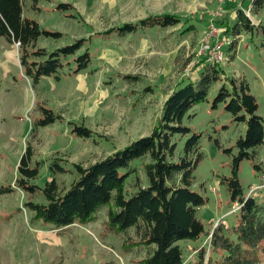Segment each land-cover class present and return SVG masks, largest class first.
I'll return each instance as SVG.
<instances>
[{
    "label": "rangeland",
    "instance_id": "374dc122",
    "mask_svg": "<svg viewBox=\"0 0 264 264\" xmlns=\"http://www.w3.org/2000/svg\"><path fill=\"white\" fill-rule=\"evenodd\" d=\"M223 2L41 0L39 7L42 11L38 13L26 0V12L31 18L43 28L61 32L64 36L58 39L42 36L38 46L49 51L79 39L97 37L98 32L155 14L171 13L187 18L196 30L183 33L185 26L181 24L168 29L155 28L124 39L106 41L96 38L90 46L93 59L89 69L69 77L66 75L67 67L61 72L60 80L43 78L34 89L30 80L23 76L19 51L15 46L11 47L14 52L10 59L0 60V189L12 188V192L0 194V264H139L147 256L148 250L141 246L127 250L125 234L116 235L106 230L108 206L102 207L93 223L75 224L62 232L53 226L32 222L33 213L27 204L45 205L47 200L42 192L29 193L16 185L21 178L19 165L30 141L34 152L30 166H40L39 175L29 179L30 185L43 190L48 182L55 179L61 191L67 190L79 177L73 164L87 168L130 142L150 135L158 125L163 104L172 90L182 82L195 81L200 76L199 62L203 56L197 54L202 40L210 34L209 27L217 18L216 13L224 15L227 21L233 19L231 16L241 6L244 12L253 4L250 0H243L244 3L242 0ZM57 3L75 7L73 13L76 18H66L55 11ZM249 15L255 26L260 23L264 26V7L256 13L251 10ZM4 43L6 41L1 39L0 56ZM209 46L213 47V43L209 42ZM235 52L233 61H229L228 57ZM225 54L228 61L222 65L223 81L214 84L207 101L191 109L184 118V125L191 129V133L201 136L202 160L194 174L193 190L204 195L207 201L199 209L198 218L210 231L218 229L215 226L218 222L230 231L240 212L234 211L235 204H231L229 190L221 181L231 177L232 158L238 153L236 142L245 137L246 125L235 122L224 105L212 109V102L222 84L228 85L229 78L244 79L259 103L258 114L264 118L263 32L243 30L236 49L229 56ZM36 101H43L46 107L60 113L65 121L41 128L38 138L33 141L30 116L35 114ZM71 122L92 130L95 142L94 139L83 140L71 134ZM186 140L179 141L178 153L183 151ZM263 159L264 143L254 159H245L240 165L238 175L245 195L263 182L262 172L254 168ZM55 160L66 172L56 174L50 169ZM148 160L145 157L132 162L142 186L148 184L144 169V162ZM138 184L135 176L130 177L126 185L129 196ZM263 195L264 190L257 191V200H261ZM128 235L136 237L134 228ZM204 238L199 243H180L184 249V262L195 258V247L202 245ZM221 253L219 250L217 258ZM261 259L264 263V255Z\"/></svg>",
    "mask_w": 264,
    "mask_h": 264
},
{
    "label": "trees",
    "instance_id": "16d2710c",
    "mask_svg": "<svg viewBox=\"0 0 264 264\" xmlns=\"http://www.w3.org/2000/svg\"><path fill=\"white\" fill-rule=\"evenodd\" d=\"M25 1L0 0V40L4 39L9 45L20 43L19 65L33 89L41 84L43 78L60 80L67 67L66 75L69 77L78 76L89 69L93 59L90 46L96 38L106 41L124 39L155 28L168 29L181 24L185 26L183 33L196 30L187 18L171 13L155 14L138 22H127L98 32L97 37L79 39L49 51L38 46L40 38L58 39L64 36L61 32L43 28L28 15L24 16ZM29 1L34 11H42L39 7L41 0ZM252 2L254 13L264 7V0ZM54 10L66 18H76L73 13L75 7L71 4L57 3ZM233 16V20L226 21L224 15L215 20L220 39L229 40L225 50L228 56L236 49L243 30L254 32L257 29L264 34V26L261 23L255 26L242 8L235 10ZM211 50L199 62V78L182 82L172 90L163 104L158 125L150 135L130 142L128 146L87 168L73 164L79 177L67 190L61 191L55 179L48 182L43 190L30 185L29 179L39 175L40 166H30L34 152L29 141L19 165L21 178L16 185L29 193L42 192L47 200L45 205L34 202L27 204L33 213L31 221L53 226L62 232L75 224L82 226L93 223L102 207L108 206L106 230L116 235L125 234L127 250L138 246L148 250L147 256L139 264H264L261 259V255H264V195L261 200L248 196V193L245 195L238 175L242 162L254 159L264 143V118L258 114L259 103L244 79L229 78L228 85L222 84L212 102L213 110L224 105L225 111L232 115L235 122L246 125L245 137L236 142L238 153L232 158L231 177L221 181L229 190L231 204L241 205L238 220L230 231L224 224L210 231L198 218L199 209L207 203L204 195L193 190L194 174L202 160L199 148L201 136L191 133V129L184 125V118L191 109L207 101L214 84L223 81L222 64L207 61ZM81 51L84 52L79 54ZM235 54L228 60L233 61ZM33 109L37 114L30 116L33 141L38 138L41 128L65 121L60 113L46 107L43 101H36ZM69 125L75 137L94 139L95 142L94 133L89 128L74 122ZM185 138L184 149L178 153L179 141ZM227 152L231 153L230 150ZM145 157L149 159L144 162L148 184L142 186L138 170L132 166V162ZM254 168L258 172L261 170L260 165ZM50 169L56 174L66 172L56 160ZM132 176L137 178L139 184L129 196L126 185ZM10 192L11 187L0 189V194ZM132 228L136 237L128 235ZM210 236L212 239L209 240ZM202 238V245L195 247V258L184 262V249L180 243H199ZM219 250L222 253L217 258Z\"/></svg>",
    "mask_w": 264,
    "mask_h": 264
},
{
    "label": "built area",
    "instance_id": "2783aa9c",
    "mask_svg": "<svg viewBox=\"0 0 264 264\" xmlns=\"http://www.w3.org/2000/svg\"><path fill=\"white\" fill-rule=\"evenodd\" d=\"M225 1L226 0H224V2ZM230 1H232V0H230ZM241 3H244L243 0H242ZM240 8H242V6ZM248 8H249V10L248 11H244V12L249 17L250 16L249 14H250V12L252 10V5H250ZM219 16H220V13L217 12L216 15H215V17H217L216 19H218ZM215 20H213L212 24L209 27L210 34L207 35L202 40L201 46H200L201 48L199 49V52H198L197 55L198 56L199 55L200 56H205L206 54L209 53V51L212 48V50H211L212 53L209 55V58L207 59V61L211 62V63H214V61H218L219 63H221L223 65L224 63H226L228 61L227 57H226V54H225V50H226V47L228 45L229 40L226 41V40L220 39V32H218V29H217V27L215 25ZM209 42H212L214 44V47H210L209 46ZM14 46L18 50L19 47H20V43H15ZM260 167H261L260 171L262 172V175H263V182L260 184V186H258L256 188H252V190L248 193V196L256 197L257 191L264 190V159L260 163ZM240 209H241V205L236 204L235 208H234V211H239ZM219 224H221V222H218L217 224H215V226L217 227ZM211 237L212 236H210L209 240L211 239Z\"/></svg>",
    "mask_w": 264,
    "mask_h": 264
},
{
    "label": "crops",
    "instance_id": "0c3cea01",
    "mask_svg": "<svg viewBox=\"0 0 264 264\" xmlns=\"http://www.w3.org/2000/svg\"><path fill=\"white\" fill-rule=\"evenodd\" d=\"M252 1V0H251ZM25 5H26V1L24 2V8H25ZM29 5H30V3H29ZM27 8H29L28 6H27ZM25 15H30L29 13H27L26 12V8L24 9V16ZM30 17V16H29ZM231 17H233L234 18V16L232 15ZM233 20V19H232ZM1 41V40H0ZM12 46H14V44H11V45H9L7 42L6 43H4L3 45H2V55L0 56V60H5V59H10V57L12 56V54H13V50L11 51V47ZM18 51V50H17ZM5 56V57H4ZM19 57V56H18ZM199 70V69H198ZM199 77H197V79H198ZM196 79V80H197ZM57 231V230H56ZM191 242V241H190Z\"/></svg>",
    "mask_w": 264,
    "mask_h": 264
},
{
    "label": "bare ground",
    "instance_id": "6f19581e",
    "mask_svg": "<svg viewBox=\"0 0 264 264\" xmlns=\"http://www.w3.org/2000/svg\"><path fill=\"white\" fill-rule=\"evenodd\" d=\"M236 205V204H235Z\"/></svg>",
    "mask_w": 264,
    "mask_h": 264
}]
</instances>
